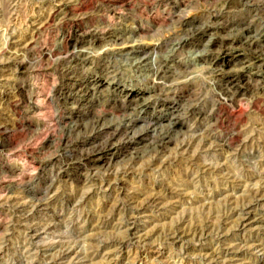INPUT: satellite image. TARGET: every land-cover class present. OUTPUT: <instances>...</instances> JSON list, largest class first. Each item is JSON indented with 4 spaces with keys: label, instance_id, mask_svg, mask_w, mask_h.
I'll list each match as a JSON object with an SVG mask.
<instances>
[{
    "label": "rangeland",
    "instance_id": "1",
    "mask_svg": "<svg viewBox=\"0 0 264 264\" xmlns=\"http://www.w3.org/2000/svg\"><path fill=\"white\" fill-rule=\"evenodd\" d=\"M0 264H264V0H0Z\"/></svg>",
    "mask_w": 264,
    "mask_h": 264
},
{
    "label": "bare ground",
    "instance_id": "2",
    "mask_svg": "<svg viewBox=\"0 0 264 264\" xmlns=\"http://www.w3.org/2000/svg\"><path fill=\"white\" fill-rule=\"evenodd\" d=\"M127 5V4H126ZM142 14H141V17H137L138 18V22H140L139 24H138V27L136 28H134V27H132L130 30H129V32H127L126 30H124V31H118V29H115L114 30V32L113 33H101V38L99 37V35H97L96 33H95V35H93V38L94 37H98L97 39H99V41L100 42H102V41H104V38L107 36V35H111L112 37H111V39H114L113 40V42H118V41H122L120 44L118 43V45H120L122 48L121 49H119V52L120 53H125V55L126 56H128V55H133V54H137V52L138 51H147L148 49H147V46H144V45H142V43L141 42H137V41H135L134 39L131 41V43H126V41L124 40V36L125 35H127V33L128 34H130V36H132V35H135L136 33H138V32H140V33H142L144 30L145 31H148V27L147 26H145L144 24H143V16H144V14H145V12L144 11H142L141 12ZM139 14V13H138ZM150 16V20L152 21L151 23H156L157 22V20H156V18L155 17H152V14L151 15H149ZM171 18V17H170ZM111 24V23H110ZM150 24V23H149ZM126 28V27H125ZM124 28V29H125ZM113 29V28H112ZM104 30V29H103ZM150 31V30H149ZM73 34V33H72ZM66 36V35H65ZM67 42V41H66ZM158 42H159V44H157L158 46H157V48H155V49H159V48H162L163 47V41H160V40H158ZM75 45H77L76 44V42H75ZM64 50V49H63ZM82 57H79V58H77L76 57V60L75 61H77L79 64H76V67H72V68H70V75H68L69 76V79H68V81H69V85H70V87H71V89H70V92H71V95H70V97H71V100L73 101V103H77L78 101L76 100V99H80V100H82L83 99V97L86 95L87 97L88 96H90V97H94V96H96V95H98L99 93H101L102 91H101V88L102 87H105V84H101V83H95V82H93L92 80H91V78L90 79H84V80H82V79H79V80H76L75 78L76 77H74L75 75V71L77 70V67H80V68H82V69H85V66H86V64L89 62V60H88V58L86 57V55H84V53H83V55H81ZM76 63V62H75ZM109 63V62H108ZM165 63V62H164ZM236 63V62H235ZM108 67V66H107ZM106 67V68H107ZM69 68V67H68ZM218 68V67H217ZM159 69V68H158ZM157 69V70H158ZM161 69V68H160ZM68 71H69V69H68ZM78 72V71H77ZM162 72V71H161ZM62 73V72H61ZM108 73V72H107ZM78 74V73H77ZM64 75V74H63ZM74 75V76H73ZM156 75L157 76H155V78L156 77H159V76H161V73H160V71L158 70L157 72H156ZM65 78V77H64ZM241 81V80H240ZM233 84V83H232ZM68 85V84H67ZM161 86V87H160ZM62 87H64V85L62 86ZM107 87V86H106ZM155 87H160L159 89H163V87H162V84L160 85H158V86H155ZM155 87H152V88H155ZM66 88V87H65ZM63 89V88H62ZM61 89V90H62ZM166 90V89H165ZM58 91V90H57ZM151 91H153V89L151 90ZM75 92V93H74ZM80 92L81 93H83L84 94V96H82V97H79V94H80ZM158 92V91H157ZM167 92V91H166ZM70 94V93H69ZM102 94V93H101ZM158 94V93H157ZM156 94V95H157ZM160 94V93H159ZM122 95V94H121ZM120 95V96H121ZM164 95V94H163ZM229 95V94H228ZM48 96V95H47ZM68 96V95H67ZM102 96H103V94H102ZM56 97V96H55ZM59 97V96H58ZM98 97V96H97ZM158 97V96H157ZM57 98V97H56ZM86 98V97H85ZM160 98V97H159ZM168 98V97H167ZM60 99V98H59ZM87 99V98H86ZM98 99V98H97ZM138 99H139V95L137 94V92H132V93H127V94H124L123 95V97H122V100H123V104L127 107V106H136V108H139V111L140 112H147L148 111V109H149V107L152 105V102L150 101V98H143V100H141L140 99V101H138ZM30 100V99H29ZM54 100V99H53ZM102 100V99H101ZM37 101V100H36ZM42 101V100H41ZM94 101V100H93ZM119 101V100H118ZM157 101V100H156ZM31 102V101H30ZM85 102H88V101H86L85 100ZM98 102V101H97ZM37 103H39V101H37ZM72 103V102H71ZM89 103V102H88ZM93 103V102H92ZM40 104H42V102L40 103ZM40 104H39V106H40ZM84 104V103H83ZM98 104V103H97ZM101 104V103H100ZM61 105V104H60ZM81 105H82V103H81ZM120 105V104H119ZM38 104H35V103H32V105H31V107H32V109L33 110H36V109H38ZM62 106H64V104L62 105ZM121 106H122V104H121ZM168 106V105H167ZM41 107V106H40ZM44 107V106H43ZM121 108V107H120ZM122 108H124V106L122 107ZM121 108V109H122ZM135 108V109H136ZM57 109H59V108H57ZM84 109V108H83ZM175 109V108H174ZM43 110V109H42ZM73 110V109H72ZM85 110H87V108L85 109ZM125 110V109H124ZM132 110V109H131ZM168 110H170V106H169V108H168ZM58 111V110H57ZM78 111V110H77ZM119 111H121L120 109H119ZM135 111V110H134ZM173 111V110H172ZM170 112L171 113V115L173 114V112ZM35 112V111H34ZM63 112V111H62ZM121 112H123V111H121ZM125 112V111H124ZM137 112V111H136ZM58 113H59V111H58ZM81 113L83 114V111H81V108H80V110L78 111V112H72L71 113V115L73 116L74 114H79V115H81ZM127 113V112H126ZM133 113V112H132ZM138 113V112H137ZM169 113V112H168ZM134 114V113H133ZM132 114V115H133ZM136 114V113H135ZM140 115V114H139ZM175 115V114H174ZM60 116V115H59ZM75 116V115H74ZM177 116V115H176ZM179 116V115H178ZM127 117H131V116H127ZM174 117V116H173ZM196 117V116H195ZM120 118V117H119ZM151 118V117H150ZM185 118H186V116H185ZM72 119V118H71ZM118 119V118H117ZM127 119V118H126ZM144 119V118H143ZM63 120V119H62ZM123 120V119H122ZM145 120V119H144ZM183 120H184V117H178L177 119H176V122H174V123H172L171 122V124L170 125H173V124H181V125H184V122H183ZM59 121V120H58ZM78 121V120H77ZM121 121V120H120ZM125 121V120H124ZM152 121V120H151ZM63 122V121H62ZM154 122V121H153ZM68 123V122H67ZM113 123V122H112ZM121 123V122H120ZM130 123H132V124H134V121H133V117H132V121H130ZM149 123V122H148ZM30 124V123H29ZM66 124V123H65ZM64 124V125H65ZM110 124V123H109ZM114 124V123H113ZM117 124V123H116ZM122 124H123V122H122ZM118 125V124H117ZM117 125L115 126V127H117ZM120 125V124H119ZM124 125H126V124H124ZM131 125V124H130ZM129 125V126H130ZM112 126V125H111ZM26 127V126H25ZM74 127V126H73ZM125 127V126H124ZM127 127H128V124H127ZM118 128V127H117ZM116 128V129H117ZM120 128V127H119ZM126 128V127H125ZM114 130V129H113ZM118 131V130H117ZM121 131V130H120ZM195 131V130H194ZM119 132V131H118ZM195 133V132H194ZM196 134V133H195ZM46 135V134H45ZM234 135V134H233ZM112 137V136H111ZM209 137V136H208ZM205 138V137H204ZM210 138V137H209ZM215 138V137H214ZM231 138V137H230ZM234 139V138H233ZM232 139V140H233ZM115 140V139H114ZM203 140V139H202ZM206 140V139H205ZM113 141V140H112ZM228 141V140H227ZM229 143H230V141H229ZM232 144V143H231ZM229 145V144H228ZM226 146V145H225ZM231 147V146H230ZM104 150V149H103ZM103 150H101V151H103ZM100 151V152H101ZM97 152V151H96ZM105 152V151H104ZM99 155H103V152L102 153H100ZM86 158V157H85ZM90 159V158H89ZM92 159V158H91ZM84 160V159H83ZM82 160V161H83ZM87 162V161H86ZM90 163V162H89ZM81 165V164H80ZM85 166H86V164H85ZM63 169V168H62ZM82 170V169H81ZM87 170V169H86ZM83 171V170H82ZM68 172V171H67ZM67 174V173H66ZM32 179V178H31ZM29 180V179H28ZM33 180V179H32ZM32 180H31V182H32ZM109 187V186H108ZM111 187V186H110ZM113 187V186H112ZM31 193V192H30ZM259 194H261V193H259V192H257V193H255L254 192V196L256 197V196H258ZM157 198V197H156ZM153 199V198H152ZM148 202H150V201H148ZM154 203V202H153ZM41 209V208H40ZM22 210V209H21ZM34 210V209H33ZM23 211V210H22ZM26 211V210H25ZM29 211V210H28ZM24 212V211H23ZM27 212V211H26ZM29 213V212H28ZM24 214H25V212H24ZM25 216V215H24ZM28 217V216H27ZM27 219V218H26ZM51 226V225H50ZM47 228V227H46ZM44 229V228H43ZM46 231V230H45ZM48 231V230H47ZM37 232V231H36ZM49 232V231H48ZM179 236H177L176 238H178ZM180 238V237H179ZM69 256V255H68ZM67 256V257H68ZM62 257V256H61ZM60 257V258H61ZM63 258H66V254L63 256Z\"/></svg>",
    "mask_w": 264,
    "mask_h": 264
}]
</instances>
